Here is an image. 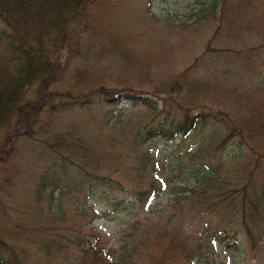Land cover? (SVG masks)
<instances>
[{"label": "rangeland", "instance_id": "obj_1", "mask_svg": "<svg viewBox=\"0 0 264 264\" xmlns=\"http://www.w3.org/2000/svg\"><path fill=\"white\" fill-rule=\"evenodd\" d=\"M83 9L48 87L80 104L44 110L0 158V256L91 264L92 246L95 264H264V0ZM10 57L0 44V73ZM199 113L215 120L174 133Z\"/></svg>", "mask_w": 264, "mask_h": 264}, {"label": "trees", "instance_id": "obj_2", "mask_svg": "<svg viewBox=\"0 0 264 264\" xmlns=\"http://www.w3.org/2000/svg\"><path fill=\"white\" fill-rule=\"evenodd\" d=\"M86 1L0 0V23L4 28L0 31V44L11 52L14 69L11 73H0V158L8 159L13 155L15 140L22 136L31 138L36 133V123L44 110L50 113L67 111L80 104V100L70 94L50 92L48 87L57 73L64 70L60 60L69 51L74 31L81 27L85 18L83 6ZM43 38L48 39L50 48L44 46ZM32 86L37 90L33 98H28L27 90ZM98 91L107 101L115 100V95L122 92L103 88ZM147 109L149 114L161 113L153 105ZM199 114H184L174 123V133L185 135L196 129L199 121L203 124L215 120L209 114ZM167 119L169 117L159 127L165 126ZM232 136V133L228 134L222 144ZM84 251L85 255L91 252V264L101 262L92 246ZM10 253V259L0 256V264H16L12 257L15 253Z\"/></svg>", "mask_w": 264, "mask_h": 264}]
</instances>
